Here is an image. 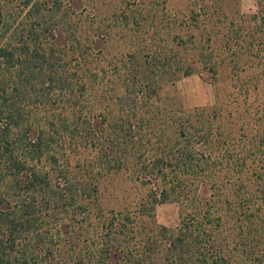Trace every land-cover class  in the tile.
Instances as JSON below:
<instances>
[{"label":"rangeland","instance_id":"1","mask_svg":"<svg viewBox=\"0 0 264 264\" xmlns=\"http://www.w3.org/2000/svg\"><path fill=\"white\" fill-rule=\"evenodd\" d=\"M24 3L0 0V44L13 39L33 59L21 55L1 75L35 129L64 113L65 168L92 184L89 200L38 225H59L79 264L95 248L105 264H192L169 243L208 209L220 264H264V0ZM181 127L206 157L194 158L182 200L156 204L122 166L132 156L166 164ZM105 131L107 166L96 155Z\"/></svg>","mask_w":264,"mask_h":264},{"label":"trees","instance_id":"2","mask_svg":"<svg viewBox=\"0 0 264 264\" xmlns=\"http://www.w3.org/2000/svg\"><path fill=\"white\" fill-rule=\"evenodd\" d=\"M28 2L30 0H25L24 5L28 6ZM12 40L8 38L0 44V264H79L82 253L79 249L71 255L67 253L59 225L43 228L38 224L45 217L53 222L61 208L68 209L81 200H89L87 196L92 184L72 179L70 171L65 168L69 159L62 156L66 152L62 146L67 128L66 119L61 115L64 113L50 111L52 114L49 112L36 129L23 117L24 113L17 106L12 88L4 81L1 70L15 68L21 55L33 57L27 46L18 47ZM57 86L60 88L58 91L65 89L64 85ZM187 128H180L181 139L175 150L164 155L168 161L164 165L158 161L152 165L134 163L136 157L133 156L124 158H128L129 167L125 165L122 169H132L144 178L150 191L157 196L156 204L173 198L182 200L191 186L186 175L200 161H194V158L206 157L199 153L190 138L187 139ZM105 133L96 139V144H105L99 149L96 147V155L107 166L114 157L111 155L113 151L109 154L102 148L112 146L114 139L107 131ZM159 176L164 177L161 179ZM208 217L207 209L206 213H199L189 223H183L180 229L183 232L180 233L184 234L169 243L175 248L178 242L179 251L186 247L192 264H220L224 260L219 252L208 247L214 240L207 227ZM89 250L88 264H105L96 261V248ZM98 259L103 258L100 256Z\"/></svg>","mask_w":264,"mask_h":264}]
</instances>
